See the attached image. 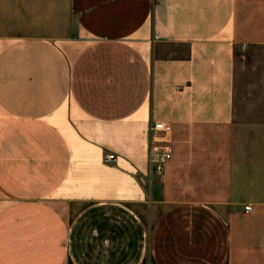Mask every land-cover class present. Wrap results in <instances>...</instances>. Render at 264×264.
Returning <instances> with one entry per match:
<instances>
[{
  "label": "crops",
  "instance_id": "0c3cea01",
  "mask_svg": "<svg viewBox=\"0 0 264 264\" xmlns=\"http://www.w3.org/2000/svg\"><path fill=\"white\" fill-rule=\"evenodd\" d=\"M0 264H264V0H0Z\"/></svg>",
  "mask_w": 264,
  "mask_h": 264
},
{
  "label": "built area",
  "instance_id": "2783aa9c",
  "mask_svg": "<svg viewBox=\"0 0 264 264\" xmlns=\"http://www.w3.org/2000/svg\"><path fill=\"white\" fill-rule=\"evenodd\" d=\"M172 130V124L169 121L165 120H155L151 124V132L153 135L151 136L150 141V163L153 171L160 172L165 168L166 163L172 156L173 153V145L170 139L166 137H156L154 133H169ZM115 153L107 152L105 153V160L110 161L115 159ZM246 210H250L251 206L246 205Z\"/></svg>",
  "mask_w": 264,
  "mask_h": 264
}]
</instances>
